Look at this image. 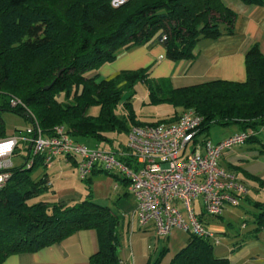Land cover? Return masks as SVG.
<instances>
[{
	"label": "trees",
	"instance_id": "1",
	"mask_svg": "<svg viewBox=\"0 0 264 264\" xmlns=\"http://www.w3.org/2000/svg\"><path fill=\"white\" fill-rule=\"evenodd\" d=\"M240 1L264 4V0ZM111 3L0 0V112L21 116L44 133L63 126L75 142L90 139L113 150L114 136L127 134L132 125H146L134 121L128 98L120 104L123 91L140 81L150 102L174 108L167 120L150 124L175 122L181 112L191 109L203 118L198 135L207 136L213 125H236L239 131L255 132L246 142H258L259 128L264 127V55L256 44L245 53L243 81L219 79L174 87L168 78L150 80L148 68L122 70L106 79L91 75L120 51L142 44H160L173 61L190 59L200 38L233 33L235 13L230 8L221 0H126L117 7ZM11 100L19 103L11 105ZM93 106L99 107L97 114L90 113ZM24 149V162L9 169L10 177L0 187V264L11 254L33 252L82 229L97 234L98 249L89 264H121L112 210L94 202L89 187L80 201L42 199L49 188L47 176L32 177L43 166L41 157L26 167L29 146ZM113 151H125V146ZM120 159L130 161L126 156ZM97 169L127 182L98 167L92 173ZM252 207L251 220L243 222L250 226L246 235L255 238L264 234V202ZM213 243L212 238L188 235L166 264H229L214 254ZM167 252L162 248L146 264H163Z\"/></svg>",
	"mask_w": 264,
	"mask_h": 264
},
{
	"label": "crops",
	"instance_id": "2",
	"mask_svg": "<svg viewBox=\"0 0 264 264\" xmlns=\"http://www.w3.org/2000/svg\"><path fill=\"white\" fill-rule=\"evenodd\" d=\"M221 1L235 13L233 33L229 35L223 34L216 38H200L193 48L190 59L173 61L165 56V50L160 44H142L120 51L112 62L102 64L91 75H98L99 78L106 79L115 76L122 70L135 71L150 68L148 73L150 80L168 78L174 87L219 79L243 81L246 76V51L253 44H256L259 51L264 55V4H244L240 0ZM213 128L209 129L206 137L214 143L239 131L236 125ZM257 139L258 142H246L232 148L218 160L219 167L222 170L233 173L248 188L247 195L240 201L238 206L242 209L246 205L247 208H244L241 213H237V217H235L242 221L251 220L252 214L255 212L252 203L264 202V127L259 128ZM79 143L88 148L108 150L105 145L96 144L95 141L90 139ZM116 143H114L115 148L113 150L119 149L120 144L122 145L121 141H116ZM19 147L21 151L19 155L23 157L27 152L24 149L25 145ZM75 165L72 158L59 157L48 169L49 171L58 169L59 173H63V171L71 168L76 172ZM87 179L81 180L86 183L85 191L69 192L64 189L58 195L55 191H51L53 193L52 201L66 203L80 201L88 193L89 187L93 201L107 206L117 217L116 231L119 240V229L121 232L124 230L127 232L132 223L129 217L130 212L128 213V209L124 208L127 205L125 203L127 201H131V211L134 208L132 196L128 192V183L115 179L98 169L93 171ZM197 203H200V200ZM228 208L233 207H226L224 211ZM197 213L209 230L220 233V235L214 236V239L217 240L216 244L224 241L219 252H214L217 257L227 258L229 264H264L263 233H259L255 238L248 237L246 234L250 226L243 223V228L236 227L237 220L235 223L225 220L224 212H222L221 218L204 215L200 209ZM138 229L149 236L147 253H141V259L138 264H146L148 259L162 248L170 250L175 247L174 250H170L171 256L164 258L167 259L165 262L163 259V264L168 263L173 254L185 244L188 237L186 235L184 239L176 242L173 246H167V243L163 242L162 236L156 235L152 223L145 227L138 226ZM168 240L169 235L167 242ZM234 245L238 247L234 252H231V248ZM97 249L98 239L96 231L93 229H82L67 236L60 242L33 252L11 254L1 264H89V257ZM117 256L121 260V264L136 263L134 252L124 255L123 251H117Z\"/></svg>",
	"mask_w": 264,
	"mask_h": 264
},
{
	"label": "built area",
	"instance_id": "3",
	"mask_svg": "<svg viewBox=\"0 0 264 264\" xmlns=\"http://www.w3.org/2000/svg\"><path fill=\"white\" fill-rule=\"evenodd\" d=\"M16 103L19 101L11 100V105ZM202 122V116L187 109L172 123L133 125L121 152L88 148L72 140L63 127L43 133L30 125L0 140V187L10 177L13 153L24 144L30 151L26 167H31L37 157L46 169L59 157H69L76 161L80 180L87 179L97 167L124 177L134 200L129 217L139 227L152 223L158 236H167L176 228L188 235L214 239L197 211L218 217L226 207L239 206L248 188L233 173L222 170L218 160L255 132L238 131L214 143L198 135Z\"/></svg>",
	"mask_w": 264,
	"mask_h": 264
},
{
	"label": "rangeland",
	"instance_id": "4",
	"mask_svg": "<svg viewBox=\"0 0 264 264\" xmlns=\"http://www.w3.org/2000/svg\"><path fill=\"white\" fill-rule=\"evenodd\" d=\"M124 1L126 0H112L111 5L113 7H117ZM147 71L149 73L150 68ZM127 98H128L129 108L133 114V119L136 122L150 124V123H157L159 121H165L167 120L168 115L172 113L174 110V108L169 104H165V103L157 104V103L150 102L147 96L146 87L144 83L140 81H137L132 86L131 89L129 90L126 89L123 91V98L120 104L123 105L124 102L127 100ZM0 102H1V99H0ZM98 110H99L98 106H93L90 108V113L97 114ZM117 112H121L120 108L117 110ZM25 113L29 115V112H25ZM28 125L30 124L27 121H25L21 116H18L9 111L0 112V136L4 134H6L7 136H11L14 133H17L18 131H24L25 128L28 127ZM56 127H63V126H56ZM218 127H221V126H217V125L212 126L213 129L218 128ZM41 132L43 131L41 130ZM126 138H127L126 133L122 132L118 134V136H114V139H115L114 143L117 144L116 141H121L122 145H126V142H127ZM2 139L3 138H0V140ZM23 145L24 144H20L21 147ZM122 145L120 144L119 149L123 147ZM98 149H101V148H98ZM106 149H108V147H106ZM20 153L21 151L19 149L17 152L13 153L11 157L12 166L13 165L17 166L18 164H21L24 162L23 157L19 155ZM27 159L28 158H26L25 161H27ZM48 168L46 169L44 166L40 165L32 173L33 178H38L39 176H43L44 174H46L47 176L46 178L48 181L47 183H48L49 188L47 189L46 192H44L42 199L49 201V202H53L52 201L53 193L51 191H55L56 194L58 195V194H61V191L64 189L68 190L69 192L70 191H75V192L82 191L83 192V190L84 191L86 190V186H85L86 183L79 180L76 172H74L73 169L69 168L67 171H63V173H59L58 169L49 171ZM57 175L59 176L56 177ZM50 179L53 180L52 181L53 184ZM125 203L127 205H125L124 208L126 210L128 209V213L131 212V209H130L131 201H127ZM243 207L247 208L246 205H244ZM244 208L241 209V207H238V206L233 207V208H228L226 211H223L224 212L223 216L225 217V220L227 221H231L235 223V221L237 220L236 227L243 228L244 222L242 220L236 219L235 217H237L236 216L237 213H241V211H244ZM180 210H182V208H180ZM118 232H119V244H118L117 251L118 252L123 251L124 255L132 254L134 252L135 260H136L135 264H138L141 259L140 257L141 253L142 252L147 253V245L149 244L148 234L138 229V226L134 221H132V223L130 224V228L127 232L125 230L121 232L120 229ZM211 232L213 233L214 236L220 235L219 232L218 233L215 231L214 232L211 231ZM168 235H169V240L167 242ZM168 235L162 236L161 238L163 239L164 243H167V246H173V244H175L176 242L184 239L186 235H188V233L174 228ZM223 244H224V241H220V244H214V252L215 253L219 252ZM174 249L175 247H173V249H170V250H174ZM170 250L168 249V252L166 254L167 257L171 256ZM166 260L167 259H164V262Z\"/></svg>",
	"mask_w": 264,
	"mask_h": 264
},
{
	"label": "water",
	"instance_id": "5",
	"mask_svg": "<svg viewBox=\"0 0 264 264\" xmlns=\"http://www.w3.org/2000/svg\"><path fill=\"white\" fill-rule=\"evenodd\" d=\"M44 89H49V85H48V86H46V87H44ZM25 115H27V116H28V114H27V113H25Z\"/></svg>",
	"mask_w": 264,
	"mask_h": 264
}]
</instances>
